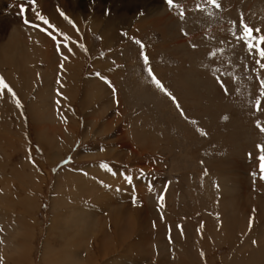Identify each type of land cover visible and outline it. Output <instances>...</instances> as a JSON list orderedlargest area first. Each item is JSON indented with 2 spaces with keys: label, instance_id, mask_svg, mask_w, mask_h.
Here are the masks:
<instances>
[{
  "label": "rangeland",
  "instance_id": "1",
  "mask_svg": "<svg viewBox=\"0 0 264 264\" xmlns=\"http://www.w3.org/2000/svg\"><path fill=\"white\" fill-rule=\"evenodd\" d=\"M14 1L25 4L29 11L27 18L35 12L44 16L40 5L55 2L56 6L61 3L69 7L66 11L54 6L59 17L72 12L80 17L89 13L97 21L93 28L83 18L81 20L91 30L87 31V40L79 42L85 47L79 48V70L71 96L61 99L62 94L55 86L61 80L57 75L52 88L46 89L48 95L43 90L41 98L36 97L37 89L42 87L41 71L49 72L44 60L46 55L43 60H32L37 80L28 82V86L25 84L27 67H23L22 60H18L19 67L9 80L3 74L9 65H0V76L10 83L22 105L16 110L8 94L9 104L14 105L8 106L4 101L0 105V163L5 165L0 172L11 181L8 189L0 191V197L17 202L25 188L23 185L30 181L29 170L23 167L25 161H34L31 166L39 180L35 181V206L30 210L31 224L26 231L30 264H41L52 214L51 201L58 195L65 175L86 169L92 170L94 178L102 180L106 186L108 182L99 176L100 173L119 175L120 182L115 181L118 184L116 197L122 198L126 207L136 205L144 194L153 193L156 199L163 194L165 209L173 211L181 204L174 209L178 219L187 210L188 220L203 234L207 226L204 216H210L212 228L219 223L218 215L204 209L212 205L205 186L218 189L222 180L214 171L227 169L235 183L231 186L232 197L236 199L234 207L244 202L258 211L261 207L260 213L264 215V180L251 175L258 172L256 145L264 144V133L256 127L257 121L264 124V107L256 111V100L264 101V96L260 95L256 73L251 71L255 67L251 58L242 45L237 47L234 41L229 42L230 21H238L241 13L250 26L264 29V0H220L221 9L208 6L205 11L197 9L201 0H176L180 7L172 9L165 0H35L34 5H29L27 0ZM2 2L6 4V0H0V4ZM180 8L185 11L184 19L179 17ZM8 10L0 13V52L2 45L7 44L5 53L14 56L16 50L6 41L3 30ZM136 40L145 46L155 75L175 96L185 115L182 116L172 100L150 82ZM193 44L196 47H192ZM52 51L51 67L58 68L62 56L55 45ZM260 75L264 76V72ZM218 79L223 81L224 87ZM38 109L41 110L40 118L33 116L36 111V115L39 114ZM97 152L100 155L95 154ZM249 153L253 154L251 158ZM101 164H107L108 168ZM126 175L132 176L131 183L126 182ZM181 184L183 190L186 188L187 197L180 200L177 196ZM81 191L79 188L78 192ZM85 195L83 192L81 197ZM144 201L149 206L155 205L150 200ZM6 210L4 206L3 212ZM157 210L153 218L149 217L144 230L139 217L135 215L132 220L128 216L131 225L127 238L117 240V235L112 236L106 247L99 248V253L107 254L108 261L110 256L121 255L124 264H158L161 243L157 231L166 230L169 223L162 222L160 208ZM186 220L185 225H189ZM249 220L233 234L231 244L209 239V244L198 249L196 240L188 238L191 250L178 251L180 259L190 264L192 259L203 256L207 264H234L235 260L250 253L264 252V236L248 235L254 229L248 226ZM260 220L261 217L251 223L259 226ZM104 221L99 219L100 225ZM4 229L0 226V249L5 244ZM134 230L137 233L148 231L153 236L149 240H136L137 235L132 234ZM132 243L133 248L129 246ZM173 247L167 249L171 255L177 252Z\"/></svg>",
  "mask_w": 264,
  "mask_h": 264
},
{
  "label": "bare ground",
  "instance_id": "2",
  "mask_svg": "<svg viewBox=\"0 0 264 264\" xmlns=\"http://www.w3.org/2000/svg\"><path fill=\"white\" fill-rule=\"evenodd\" d=\"M13 3L15 6H12ZM21 3L22 2H15L14 0H6V4H0V13L8 9V11H10L7 13V17L4 19L3 30L6 34V41L9 42L16 50V55L12 56L11 53H5V51L8 49L7 44L2 45V50L0 52V65H9L7 66L8 70L4 71L3 74L9 77V80L10 77L14 75V71H17L15 70L16 67H19L18 60H22L23 67H27L28 78L25 79V84L28 86V82L32 83V81L37 80V72H35L34 66L32 65V60H43V56L46 55L44 60L49 66V72L48 70L44 72L43 70L41 71L40 76L42 80V87L40 90L37 89L35 94L36 97L41 98L43 90H45L44 94L48 93L46 89L52 88V85L55 84L54 77L57 75V77H59L61 80L58 84H55V86L56 89H59L60 93L62 94L61 99H64L66 95L71 96L73 92V84L79 70L77 62L79 59L78 53H80L79 47L76 43L70 44V46L73 48V52L71 54L67 52V49L61 47V52H63L65 56H68V59L63 60V58H61V64L58 68L57 66L51 67V60L53 58L52 45L56 46L57 42L54 41L51 36L47 34V32H52L53 35H56L57 39L61 42L62 36H60L59 33L62 32L63 34L71 37L73 41L81 43V41L84 42L87 40L86 34L90 29L89 26L87 27L81 23L82 18L84 19V22L90 23L92 27L97 21L93 20L89 13L83 14V16L80 17L72 12V14H68V16L66 15L67 19H65V17H59L56 14L54 8V6H56L55 2H47L40 5L42 6L41 10L44 12V17H46L49 22L55 26V28L47 29V25H44L42 21L37 20L35 14L28 17V19L33 23L39 24L41 28L47 29V32H41L40 28L29 27L21 21L22 17L19 15V6ZM85 4L86 1H84V5ZM6 5H8V7ZM57 5L60 7L59 10L63 9L67 11L69 8L68 6H65V4L62 5L61 3H57ZM73 24L75 27H73ZM21 55L23 56L21 57ZM61 65H63V67H61ZM20 85L22 88L23 86L21 83ZM98 85V88H101V84ZM14 89L16 90V86ZM7 94L8 93L5 90L3 98L0 99V105H3L2 101H4V104L7 103L8 106H13L14 103L9 104L10 99L6 96ZM5 107H7V105ZM16 110H18V108H16ZM39 112L41 113V110L38 109V113ZM36 113H33V116L40 118V113L38 115H36ZM34 121H36V119H34ZM67 130L68 129H66V131ZM85 137L86 133L84 135V138ZM6 138L9 141V136L6 135ZM61 147L64 148L65 146L62 145ZM95 154L100 155L98 152ZM32 163L33 162L25 161L23 165L24 169L27 168V170H29L28 175H30V181L23 185L25 188L22 189L19 197L17 196V202L15 200L13 203V200L10 201L8 197H0V218L4 220V222L0 223V226L5 227L3 237L5 244L3 246L4 249H0V264H30V243H28L29 236L26 234V231L31 224V220L28 218V216L30 215V210L35 206L34 192L37 191L36 182L39 181L37 180V174L34 172L35 170L33 171V166H31ZM3 166L5 165L1 162L0 170L3 168ZM214 172L221 177L222 182L220 183L218 189L210 185L205 186L207 187L206 196L209 200L211 199L210 201H212V205H207L204 209L208 210L211 214L213 212L216 214V216H219V223L215 226L218 227V230L215 227H210V216H204V218L207 219V226L204 228L206 229L204 234L196 227V225L188 220L189 213L187 210H185L182 213L181 218L178 219L177 212L174 209L179 208L181 204L177 208H174L173 211H169V209H165L166 207L164 206H158V199L155 198L153 193L144 194L145 196L143 195V198L147 201H152L155 203V205L149 206L147 203H145L144 199L141 198L138 201L139 204H130L128 207H126L123 199H117L118 197H116V192L118 191L116 185L118 184H115V181L120 182L118 178L119 175L117 174H99V176L102 175L104 177V181L108 182L107 186L102 183V180L97 181V178H94L96 175L94 176V174H92V170L90 171L86 169L84 171H79L78 173L65 175V180L58 189V193L56 192L58 195L56 196L55 200L51 201L52 214L50 215L48 222L47 239L43 245L41 264H96L99 261L101 262L100 264H124L121 255L110 256V261H108V259H106V256L108 255L105 253L100 254L99 248L102 245L103 247H106L107 240H109L114 235H117V240L127 238L126 233L127 230H129L128 227L130 228L131 225V221L129 220L128 216H130L131 219L135 215L139 217L141 219L140 225L144 230V228H146V223L150 221L149 217L153 218V216L157 214V207L160 208V215L163 216V219L161 218L162 222L165 224L169 223V226L166 230L163 228L157 231V238L161 243L159 245L160 247L158 248L159 253L157 252L160 254V257L158 258V264H188L187 261H184V259H180L181 255L178 253V251L182 250L186 252L191 250V248L188 247V238H193L196 240L198 244L196 247L198 249L206 246L209 239L210 241L219 243L228 242L231 244V240H233V234L238 232V230L247 223L246 221H248L249 218H251V221L254 223L256 220H259L260 217L262 220H260L259 226H255L253 223H251V225L248 224L250 228L254 227L253 230L248 232V235L263 237L264 215L260 213L261 207L259 206L260 209L258 211V209H256L254 206L245 205L244 202L242 205L240 202V205L235 208L236 204L234 205L233 203L236 202V199H234L235 197H232L234 194H232L231 191V186L234 182L229 176L228 170L221 168L215 170ZM5 175V173L1 174L0 172V191L8 189V186L11 182L10 180L6 179ZM74 182L77 184H74ZM180 186V194L177 196V198L181 200L187 197V192L185 190L186 188L183 190V184ZM79 188L82 189L80 193L78 192ZM83 192H86V195L81 197ZM217 201L220 205L217 204ZM4 206H7V210L3 212ZM16 207H18V210H16ZM100 208L104 210H101ZM122 217L124 218L122 219ZM186 218V222H188L189 225H185L184 223V219ZM99 219H105L102 225H100L101 223L99 222ZM172 221L175 223L173 224ZM177 225L182 226L183 235H181V231L177 229ZM133 233L137 235L136 240H149L153 236V234H150L148 231L144 233H137V230H134L132 234ZM169 235H171V242H169L168 239ZM164 240H166L165 243L163 242ZM174 244L175 247H173ZM177 244L180 245L177 246ZM129 246L133 248L134 245L132 243V245ZM122 247H124V245H122ZM172 247L177 252L174 251V253L171 255L169 254L170 252H167V249L170 250ZM102 256L103 259H100ZM255 257H258L257 260H255ZM205 262L203 256H199L195 259H192V261H189L190 264H207V262ZM234 264H264V252L250 253V255L246 257L235 260Z\"/></svg>",
  "mask_w": 264,
  "mask_h": 264
},
{
  "label": "snow or ice",
  "instance_id": "3",
  "mask_svg": "<svg viewBox=\"0 0 264 264\" xmlns=\"http://www.w3.org/2000/svg\"><path fill=\"white\" fill-rule=\"evenodd\" d=\"M27 3L29 5H34L35 0H27ZM165 3L170 9L180 7L176 3V0H165ZM208 6L214 8V9H221V2H220V0H201V4L197 5V9L199 11H205ZM26 12H27V8H26L25 4L21 3L19 6V15L23 18V23L25 25L32 27V28H40L41 32H47V29L55 28V26L52 25L46 17L41 15L39 12H35L36 19L39 21H42L44 25H47V29L41 28L39 24L33 23L32 21H30L27 18ZM211 14L212 13H209V15H211ZM61 15L63 16L64 14L61 13ZM179 17H180V19H184V17H185V11L183 8H180ZM65 19H67L66 16H65ZM70 23H71V21H70ZM73 27H75L74 24H73ZM57 31H59V30H57ZM181 31L183 32V29ZM229 31H230V35H231V40L229 42L231 43L232 41H234L235 42L234 46H237V47L242 45L243 48L245 49L246 55L251 58L252 64L255 65V67L251 68V71L256 73V79L259 81V85H260V95L264 96V76L260 75L261 72H264V29H261L259 27L254 28V27L250 26L246 22L243 13H241L239 15L238 21L237 20L230 21V30ZM47 34L49 36H51V38L54 41L57 42L56 43L57 52L61 54L63 60H67L68 56H65L63 54V52H61V47H63L64 49H67V52L70 54L73 52V48L70 46V44H72V43H76L77 46L81 49H83L85 47L84 44H80L76 41H73L71 37L63 34L62 32L59 33L60 36H62V42L60 40H58L57 36L53 35L52 32H47ZM184 34L187 35V33H184ZM135 42L140 46L139 55L143 61V65L145 66L144 71L147 72V75L150 78V82L153 85H155V87L157 89H159L162 93H164V95L168 96L172 100V102L176 105L177 109L180 110V114L182 116L185 115L183 110L180 109V105H179L178 101L176 100L175 96H173L172 93L169 92V90L164 86V84L155 75L152 67L150 66L149 57L144 51L145 46L143 45V43L139 40H136ZM192 47H196V45L193 44ZM101 55H103V54H101ZM61 67H63V65H61ZM96 75L100 76L99 73H97ZM100 78L104 79L105 82L110 83L106 80L105 77L100 76ZM217 82L220 83L222 87H224L223 81H220L218 79ZM5 90L7 91L8 94H10V96H11L13 102L15 103L16 107L21 108L22 107L21 101L17 97L16 93L9 86V84L5 81V78L3 76H0V98H3ZM225 93L227 94V88L226 87H225ZM56 103L59 104L60 101L57 100ZM262 107H264V101H261L258 98L256 100V111H258V112L261 111ZM256 127L259 129L260 132L264 133V124H261L260 121L256 122ZM202 134L206 135V133H202ZM256 149L259 152V155H257L255 157L257 164H258V172H252L251 175L253 177H257V175H258L260 180H264V144H257ZM248 155L251 158L253 154L249 153ZM29 158L32 159L31 156ZM70 159L71 158L69 157V160ZM64 163H67V161H65ZM101 167L108 168V165L107 164H101ZM141 174H143V170H141ZM132 179H133L132 176L126 175V182L127 183H131ZM163 201H164V195L161 194L158 196V203L160 204L161 207H163ZM132 202L135 204V202H136L135 196L132 197ZM161 218L163 219V217H161ZM249 224L251 225V219L249 220ZM176 227H177V229H179L181 231V235H183L182 226L177 225ZM169 231H170V229H169ZM168 239H169V242H171V235H169Z\"/></svg>",
  "mask_w": 264,
  "mask_h": 264
}]
</instances>
